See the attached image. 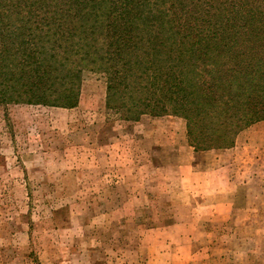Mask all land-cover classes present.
<instances>
[{
    "label": "rangeland",
    "instance_id": "rangeland-1",
    "mask_svg": "<svg viewBox=\"0 0 264 264\" xmlns=\"http://www.w3.org/2000/svg\"><path fill=\"white\" fill-rule=\"evenodd\" d=\"M0 106V264H264V121L195 151L182 118Z\"/></svg>",
    "mask_w": 264,
    "mask_h": 264
},
{
    "label": "trees",
    "instance_id": "trees-1",
    "mask_svg": "<svg viewBox=\"0 0 264 264\" xmlns=\"http://www.w3.org/2000/svg\"><path fill=\"white\" fill-rule=\"evenodd\" d=\"M85 72L121 119L231 148L264 121V0H0V106L75 108Z\"/></svg>",
    "mask_w": 264,
    "mask_h": 264
}]
</instances>
